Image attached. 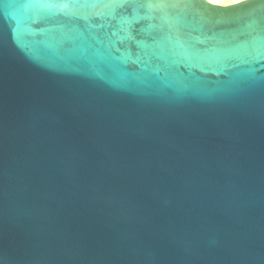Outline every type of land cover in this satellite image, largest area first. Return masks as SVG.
Masks as SVG:
<instances>
[{
    "label": "water",
    "instance_id": "1",
    "mask_svg": "<svg viewBox=\"0 0 264 264\" xmlns=\"http://www.w3.org/2000/svg\"><path fill=\"white\" fill-rule=\"evenodd\" d=\"M0 264H264V0H0Z\"/></svg>",
    "mask_w": 264,
    "mask_h": 264
},
{
    "label": "bare ground",
    "instance_id": "2",
    "mask_svg": "<svg viewBox=\"0 0 264 264\" xmlns=\"http://www.w3.org/2000/svg\"><path fill=\"white\" fill-rule=\"evenodd\" d=\"M206 1L214 4H228L239 0H206Z\"/></svg>",
    "mask_w": 264,
    "mask_h": 264
}]
</instances>
